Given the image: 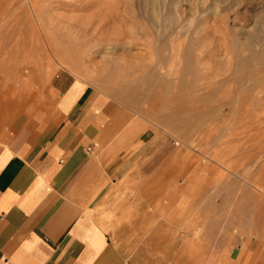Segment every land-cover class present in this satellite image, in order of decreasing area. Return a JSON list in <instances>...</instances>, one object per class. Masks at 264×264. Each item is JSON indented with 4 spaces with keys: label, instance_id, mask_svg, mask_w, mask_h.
I'll return each mask as SVG.
<instances>
[{
    "label": "rangeland",
    "instance_id": "1",
    "mask_svg": "<svg viewBox=\"0 0 264 264\" xmlns=\"http://www.w3.org/2000/svg\"><path fill=\"white\" fill-rule=\"evenodd\" d=\"M34 5L0 0V132L51 121L60 75L85 83L109 107L98 217L119 248L208 264L213 241L264 261V0Z\"/></svg>",
    "mask_w": 264,
    "mask_h": 264
},
{
    "label": "crops",
    "instance_id": "2",
    "mask_svg": "<svg viewBox=\"0 0 264 264\" xmlns=\"http://www.w3.org/2000/svg\"><path fill=\"white\" fill-rule=\"evenodd\" d=\"M75 83L58 77L52 120L44 126L25 122L0 132V264H144L112 241L98 217L116 180L99 158V143L112 133L109 107ZM169 177L174 183L175 174ZM240 249L199 243L198 260L264 264Z\"/></svg>",
    "mask_w": 264,
    "mask_h": 264
},
{
    "label": "bare ground",
    "instance_id": "3",
    "mask_svg": "<svg viewBox=\"0 0 264 264\" xmlns=\"http://www.w3.org/2000/svg\"><path fill=\"white\" fill-rule=\"evenodd\" d=\"M27 1H28L29 6L31 7V11H32L33 8H34V6H35L34 3H35L37 0H36L35 2H34V0H27ZM25 2H26V1H25ZM25 2H24V3H25ZM26 4H27V3H26ZM26 7H27V6H26ZM35 7H36V6H35ZM29 10H30V9H29ZM33 12H35V11H33ZM33 15H35V13H33ZM38 19H39V18H38ZM38 23H39V22H38ZM40 24H41V23H39V25H40ZM37 27H38V25H37Z\"/></svg>",
    "mask_w": 264,
    "mask_h": 264
}]
</instances>
